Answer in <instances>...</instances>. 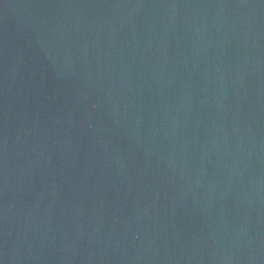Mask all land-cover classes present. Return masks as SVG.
I'll list each match as a JSON object with an SVG mask.
<instances>
[{"label":"water","instance_id":"obj_1","mask_svg":"<svg viewBox=\"0 0 264 264\" xmlns=\"http://www.w3.org/2000/svg\"><path fill=\"white\" fill-rule=\"evenodd\" d=\"M0 264H264V0H0Z\"/></svg>","mask_w":264,"mask_h":264}]
</instances>
